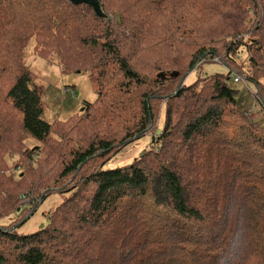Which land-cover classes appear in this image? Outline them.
I'll return each mask as SVG.
<instances>
[{
  "label": "trees",
  "instance_id": "16d2710c",
  "mask_svg": "<svg viewBox=\"0 0 264 264\" xmlns=\"http://www.w3.org/2000/svg\"><path fill=\"white\" fill-rule=\"evenodd\" d=\"M98 1L105 17L0 0V264H264V0ZM32 40L37 58L89 74L97 100L45 121ZM242 58L259 113L228 85ZM146 135L142 156L106 169ZM53 193L73 194L19 234Z\"/></svg>",
  "mask_w": 264,
  "mask_h": 264
},
{
  "label": "rangeland",
  "instance_id": "374dc122",
  "mask_svg": "<svg viewBox=\"0 0 264 264\" xmlns=\"http://www.w3.org/2000/svg\"><path fill=\"white\" fill-rule=\"evenodd\" d=\"M35 41H30L26 53V63L28 67L39 78V84L45 88L44 102L46 104V112L44 120L53 123L57 120L66 121L73 115L81 112L86 103H94L97 100V94L94 86L91 84L89 74L87 73H64L60 66L51 61L39 59L34 54ZM244 58L239 60L243 64ZM244 75L239 82H235V75H232L228 82L229 87L238 92L236 98L240 109L246 113H259L261 111V103L256 99L257 89L254 84L248 81V73L250 66L246 59L243 64ZM227 68L217 62L205 63L203 65V74L207 76L227 75ZM196 73H192L186 79V85H191L197 80ZM250 115V114H248ZM259 119H263L259 115ZM164 124V112L162 114L159 131L162 130ZM29 147L35 146L37 143L29 138L27 142ZM154 144L153 136L145 137L131 143L122 150L106 167L108 170L117 169L127 165H131L135 159L142 156L151 145ZM73 193H53L44 200L37 208L36 213L23 225H20L18 233L21 235H29L35 233L42 226L49 223V215L52 214L58 206L68 200ZM47 214V216L45 215ZM3 223H7L4 221Z\"/></svg>",
  "mask_w": 264,
  "mask_h": 264
},
{
  "label": "water",
  "instance_id": "95a60500",
  "mask_svg": "<svg viewBox=\"0 0 264 264\" xmlns=\"http://www.w3.org/2000/svg\"><path fill=\"white\" fill-rule=\"evenodd\" d=\"M74 5H87L94 9L95 13L99 17H105L102 7L100 6V3L98 0H68ZM83 111V110H82ZM43 228V226H42Z\"/></svg>",
  "mask_w": 264,
  "mask_h": 264
},
{
  "label": "built area",
  "instance_id": "2783aa9c",
  "mask_svg": "<svg viewBox=\"0 0 264 264\" xmlns=\"http://www.w3.org/2000/svg\"><path fill=\"white\" fill-rule=\"evenodd\" d=\"M235 81H236V82H239V78H236ZM248 114H249V113H248Z\"/></svg>",
  "mask_w": 264,
  "mask_h": 264
}]
</instances>
